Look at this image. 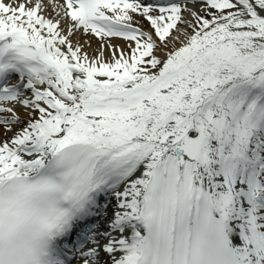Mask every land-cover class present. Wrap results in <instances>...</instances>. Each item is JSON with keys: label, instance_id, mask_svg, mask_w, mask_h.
<instances>
[{"label": "snow or ice", "instance_id": "1", "mask_svg": "<svg viewBox=\"0 0 264 264\" xmlns=\"http://www.w3.org/2000/svg\"><path fill=\"white\" fill-rule=\"evenodd\" d=\"M77 261L264 264V0H0V264Z\"/></svg>", "mask_w": 264, "mask_h": 264}, {"label": "rangeland", "instance_id": "2", "mask_svg": "<svg viewBox=\"0 0 264 264\" xmlns=\"http://www.w3.org/2000/svg\"><path fill=\"white\" fill-rule=\"evenodd\" d=\"M139 25L141 27L143 26L144 30H146V31L149 30L146 21L140 20L139 21ZM64 26H65V28L67 27V22H65ZM72 41H73V44H76L77 42L81 41V44L83 46H85V48L90 50L89 56H93V53L97 54V50L101 46V41L97 37L92 36V35L85 36V35L82 34V32H77L76 35L72 38ZM111 42L114 45L117 43V41H114V39H112ZM93 44H95L97 46V49L94 47ZM105 48H107V47H105ZM125 48H126V51H127L126 42H125ZM104 55H105L106 59L110 58V53L109 52L104 51Z\"/></svg>", "mask_w": 264, "mask_h": 264}, {"label": "bare ground", "instance_id": "3", "mask_svg": "<svg viewBox=\"0 0 264 264\" xmlns=\"http://www.w3.org/2000/svg\"><path fill=\"white\" fill-rule=\"evenodd\" d=\"M48 13H46V15H47ZM114 41H117V43L115 44L117 47H120V48H124L125 49V51H126V48H125V42L124 41H122V40H120V39H118V38H114ZM79 43L81 44V41H79ZM82 45V44H81ZM85 45V44H84ZM94 45V47L97 49V46L95 45V44H93ZM83 46V45H82ZM83 50L85 51V52H87L88 54H89V52H90V50L89 49H87V48H85V46H83ZM104 51H106V52H109L110 54H111V49H109V48H105L104 49ZM96 54H94L93 53V56H95ZM106 58V57H105ZM21 115H23V112H22V110H21ZM101 222V220L99 221V223Z\"/></svg>", "mask_w": 264, "mask_h": 264}]
</instances>
